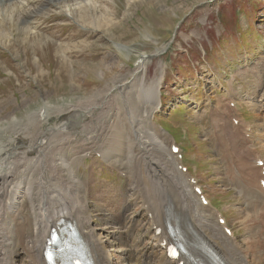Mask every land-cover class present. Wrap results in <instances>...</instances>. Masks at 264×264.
<instances>
[{"label":"rangeland","instance_id":"obj_1","mask_svg":"<svg viewBox=\"0 0 264 264\" xmlns=\"http://www.w3.org/2000/svg\"><path fill=\"white\" fill-rule=\"evenodd\" d=\"M114 1L112 7L123 24L106 36L83 33L80 40L86 38L93 46L81 44L69 49L67 63L71 66L55 55V43L66 42L70 36L73 41L79 39L72 35L80 27L68 24V17L64 20L53 16L55 13L45 16L44 30L50 35L47 43L54 42L50 43L49 52L43 49L46 43L29 44L22 37L11 51L0 43V115L17 112L20 121L27 123L46 99L53 106H66L78 98L85 100L92 90L99 94L110 82L129 79L139 55L147 54V69L138 78L146 77L148 85L164 75L160 108L149 118L148 132L158 137L174 160L177 158V164H181L179 171L188 169L184 172L186 178L189 175L198 180L212 202V207L206 208L209 219L217 223V216L222 213L240 247L249 249L250 255L255 251L258 261L261 257L264 264V196L248 181L254 154L264 160V0H142L136 6H129L128 0ZM87 63L98 65V70L88 74L84 70ZM105 70L111 71L110 76L105 75ZM74 71L78 75L73 76ZM116 91L115 99L119 101ZM134 103L139 111L144 109L142 101ZM234 119L240 122L239 126L233 124ZM124 120L119 126L129 136ZM54 122L56 119H51V125H58ZM247 129L251 131L248 139L244 135ZM110 134L105 138L98 134L93 137L100 147H105L106 155L96 151L93 155L90 152L89 156H76L81 203L89 206L88 216L94 229L104 227L108 218H113L115 224L132 227L134 234L128 246L141 251L152 244L158 251L151 253V261L159 264L163 254L153 245L145 162L142 161L143 170L132 165L140 155L137 151L134 157L128 155L136 144L131 136L116 141L110 140ZM69 136L64 134V138ZM0 141L10 143L11 139L2 137ZM114 142L126 149L116 151ZM15 145L22 152L36 144L21 135ZM174 145L182 149L183 160L172 153ZM66 159L73 160L71 153ZM253 175L261 176L254 172ZM239 178L247 180L248 188L239 183ZM62 187L65 188L64 184ZM149 189L155 198L153 185ZM146 199L147 209L143 202ZM223 207L228 211L223 212ZM20 226L31 230L32 223L20 222ZM13 240L14 251L21 254L15 259L16 255L11 258L10 253L12 263L34 264L24 233ZM109 240L106 248L114 264H128L118 252L125 239L115 240L116 246L113 239ZM255 256H251V264H258ZM146 257L150 259L149 252Z\"/></svg>","mask_w":264,"mask_h":264},{"label":"bare ground","instance_id":"obj_2","mask_svg":"<svg viewBox=\"0 0 264 264\" xmlns=\"http://www.w3.org/2000/svg\"><path fill=\"white\" fill-rule=\"evenodd\" d=\"M140 1L142 0H128V4L141 5ZM112 2L115 1L0 0V43L5 44V47L11 51L16 48L18 40L22 37L29 44L46 43L47 47L43 49L49 52V47L54 42L47 43L50 35L44 30L47 22L45 16L55 13L53 16L64 20L68 17L69 20H66L68 24H77L80 27L72 35L79 39L73 41L70 36L66 42L64 40L55 43L56 48H54L55 55L65 65L71 66L67 63L71 53L69 49H75L81 44L88 48L93 46L86 38L80 40L83 33L88 32L89 36L91 33L93 36L98 34L106 36L123 24L122 20H118L119 13L112 7ZM37 56L40 58V52H37ZM138 60L129 79L123 80L122 83L112 81L99 94L95 93L97 90L95 92L92 90L85 100L78 98L77 102L69 101L66 106H53L46 99L40 105L42 107L38 112L32 113L30 119L28 117L27 123L20 121L17 112L0 115V138L11 139L10 143L0 141V264H10L13 255H16L15 259H19L21 253L14 251L13 238L18 237L22 232L27 242V251L34 264H47L45 251L51 231L67 224H71L79 233L94 264H114L106 248V243H110L109 238L113 239L115 246V240L125 239L121 247L117 245L124 262L154 264L151 261V253L158 249L152 247V244L141 251L128 246V240L134 234L132 227L115 224L113 218H108L104 227L94 229L88 216L89 206L81 203L83 194L77 185L80 180L75 170V165L79 162L76 156L90 152L93 155L96 151L101 156L106 155L105 147H100V143L98 145L93 137L98 134L100 138H105L110 132H112L110 140H127L131 136L136 141L135 146L128 149V155L133 156L136 151L138 156L140 155L132 165H138L143 170L142 161L145 162L147 168L145 189L151 206L148 216L154 235L153 245L160 248L159 251L163 254L158 260L159 264H199V262L251 264L250 258L254 254L256 255L254 261L262 264L261 257L258 261L255 251L250 255L247 252L249 249L240 247L236 241V233L232 232L231 237L226 234L228 221L221 212L217 216V222L224 219V226L209 219L206 207L210 208L211 202L201 189V196H204L208 202L207 206L203 203L201 205V197L195 193V188L199 187L198 180L194 178L197 184L191 185V180H188L191 176L188 175L186 178V175L179 171L178 166L181 164H177L179 162L177 158L174 160L168 148L159 142L158 137L148 132L149 127L147 128L146 124L149 126V118L160 108V89L164 75H161L157 81L145 85L146 77L140 80L138 75L147 69L145 66L147 54L139 55ZM97 67L87 63L84 70L87 73L93 72ZM161 70L164 73L163 66ZM105 72L106 76H110L111 71L105 70ZM75 74L77 71H74L73 76ZM115 91L119 94V101L115 99ZM41 96L45 97V95ZM134 100L142 101L144 109L140 111L136 109ZM114 108L117 110L116 113ZM120 118L125 119L122 123L127 121L125 127L129 129V136L123 126H119L122 120ZM51 119H56L58 125H51ZM100 125L103 127L99 128ZM46 128L48 130L43 131ZM66 133L70 134L68 138H64ZM21 135L30 138L36 145L29 146L22 152L18 151L15 142ZM51 136L57 138H50ZM114 144L118 152L126 149V146H120L115 142ZM179 152L182 155L181 150ZM70 153L73 160L67 161L66 157ZM254 164L256 159L252 162L251 172L261 174L264 169L254 167ZM254 181L252 178L253 183ZM152 185L155 198L152 197L153 192L149 189ZM261 190V195L264 196V190ZM147 199L145 208L149 204ZM45 204L47 206L43 207ZM199 204L201 207H198ZM222 210L228 211L224 207ZM26 221H31V230L20 226V222ZM153 223H156L154 227H152ZM177 242L182 243L186 249V253L178 260L169 257L167 253L168 247ZM148 252L149 260L145 259Z\"/></svg>","mask_w":264,"mask_h":264}]
</instances>
